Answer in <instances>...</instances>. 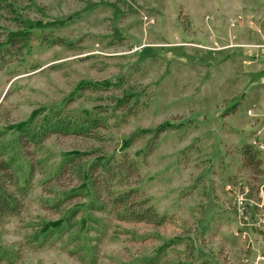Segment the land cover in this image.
<instances>
[{"label": "rangeland", "instance_id": "obj_1", "mask_svg": "<svg viewBox=\"0 0 264 264\" xmlns=\"http://www.w3.org/2000/svg\"><path fill=\"white\" fill-rule=\"evenodd\" d=\"M9 1L32 32L0 66L5 140L56 109L106 123L99 137L53 134L37 152L28 147L42 161L20 214L0 225V264H264V0ZM20 25L0 9V41ZM245 144L258 150V175L244 166ZM74 151L93 152L85 167L100 153L136 160L132 186L164 222L90 210L96 223L33 248L35 229L82 203L76 218L88 220L87 195L60 212L48 206L80 184L68 172L54 177ZM18 159L23 184L28 160Z\"/></svg>", "mask_w": 264, "mask_h": 264}, {"label": "trees", "instance_id": "obj_2", "mask_svg": "<svg viewBox=\"0 0 264 264\" xmlns=\"http://www.w3.org/2000/svg\"><path fill=\"white\" fill-rule=\"evenodd\" d=\"M0 9L13 14L21 22L20 29L8 31L4 40L0 41L1 66L5 63V59L13 53V56L21 54V50L27 45L32 29L31 26L28 28L23 18H19L12 1L0 0ZM57 42L62 43L61 40H57ZM92 89L101 90L104 88L95 85ZM130 99V96L122 98L114 108L126 107ZM105 123V118L96 113L80 112L73 114L69 111L56 109L48 114L38 113L33 115L29 121L18 127V133L14 140H5V132H0V225L7 218L20 214L29 181L37 163L42 161L29 158L28 147H32L37 152L42 148L44 140L53 134L99 137L97 136L100 133L99 130L105 126ZM172 125L169 123L162 124L152 130L153 139H156L160 133L172 127ZM152 149L153 145L150 142L147 152L149 153ZM241 154L244 166L251 170L252 175H258L260 173L258 150L250 144H245L241 148ZM20 155L28 160V170L23 184H20L19 175L21 164L18 157ZM91 155H93V152L88 151H74L66 154L54 177L56 179L63 173L68 172L80 184L64 191L62 198H57L48 204L55 212H60L76 198L87 195L90 202L87 205L84 202V205L89 210L88 220H86V217L84 221H79L76 218L82 203L71 210L65 221L48 222L35 229L30 235L33 248L40 247L48 240L57 238L63 240L64 235L67 233L75 237L72 230L80 226V223L97 222L92 216V210L109 212L117 220L125 222H144L153 225H160L164 222L165 217L161 216L150 204L149 198L143 196L137 187L132 186V184L139 182L136 160L130 158L127 153L121 154L119 158H116L114 154L100 153L96 154L85 167L84 162ZM133 178L135 180H132ZM71 236H66V242L70 238L72 239ZM99 240L100 235L95 238L91 247L93 256L95 255L94 258H96ZM70 251H72L70 253H80L81 251L82 254L80 249Z\"/></svg>", "mask_w": 264, "mask_h": 264}]
</instances>
